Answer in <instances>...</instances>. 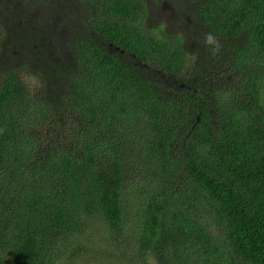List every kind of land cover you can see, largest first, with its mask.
<instances>
[{
    "label": "trees",
    "instance_id": "1",
    "mask_svg": "<svg viewBox=\"0 0 264 264\" xmlns=\"http://www.w3.org/2000/svg\"><path fill=\"white\" fill-rule=\"evenodd\" d=\"M169 3L0 0V264H264V0Z\"/></svg>",
    "mask_w": 264,
    "mask_h": 264
},
{
    "label": "rangeland",
    "instance_id": "2",
    "mask_svg": "<svg viewBox=\"0 0 264 264\" xmlns=\"http://www.w3.org/2000/svg\"><path fill=\"white\" fill-rule=\"evenodd\" d=\"M146 1L148 2V5H150L153 8L152 18L154 17L153 18L154 20L151 21L152 24H155V23L158 24L159 22H162L163 25L172 26V28H174V29L179 27V26L173 24L172 17L170 16V12L172 13L171 8L177 7L178 4L172 5L171 3H169V2H171V0H164L163 5L161 2L162 0H146ZM166 5H168L171 8H167ZM155 8L157 9V11H155ZM165 8L168 10V13L165 12ZM159 9H160V11H159ZM154 11H155V13H154ZM171 23H172V25H171ZM68 31L69 30H66V29H65V31H62V35L69 33ZM23 77H24L25 81L31 86L32 89H39L41 84H40L39 80L34 77L33 74H32V76H29V75L24 73Z\"/></svg>",
    "mask_w": 264,
    "mask_h": 264
},
{
    "label": "clouds",
    "instance_id": "3",
    "mask_svg": "<svg viewBox=\"0 0 264 264\" xmlns=\"http://www.w3.org/2000/svg\"><path fill=\"white\" fill-rule=\"evenodd\" d=\"M204 43H205V45L215 44V47L211 50L212 55H215V54H217L219 52L220 43H219L217 38L212 33L206 34Z\"/></svg>",
    "mask_w": 264,
    "mask_h": 264
}]
</instances>
